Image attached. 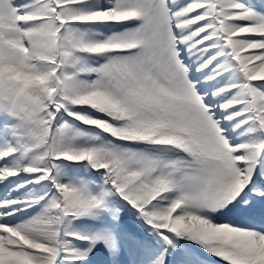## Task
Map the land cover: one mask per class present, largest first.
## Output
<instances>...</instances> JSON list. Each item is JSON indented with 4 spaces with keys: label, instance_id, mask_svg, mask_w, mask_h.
Instances as JSON below:
<instances>
[{
    "label": "snow or ice",
    "instance_id": "snow-or-ice-1",
    "mask_svg": "<svg viewBox=\"0 0 264 264\" xmlns=\"http://www.w3.org/2000/svg\"><path fill=\"white\" fill-rule=\"evenodd\" d=\"M0 264H264V0H0Z\"/></svg>",
    "mask_w": 264,
    "mask_h": 264
}]
</instances>
